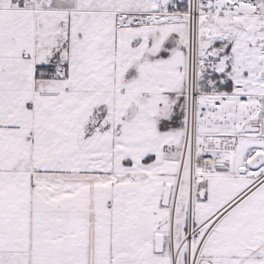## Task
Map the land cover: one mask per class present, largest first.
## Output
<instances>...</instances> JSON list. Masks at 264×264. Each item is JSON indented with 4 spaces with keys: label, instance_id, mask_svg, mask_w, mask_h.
Masks as SVG:
<instances>
[{
    "label": "snow or ice",
    "instance_id": "6c2138e0",
    "mask_svg": "<svg viewBox=\"0 0 264 264\" xmlns=\"http://www.w3.org/2000/svg\"><path fill=\"white\" fill-rule=\"evenodd\" d=\"M0 264H264V0H0Z\"/></svg>",
    "mask_w": 264,
    "mask_h": 264
}]
</instances>
